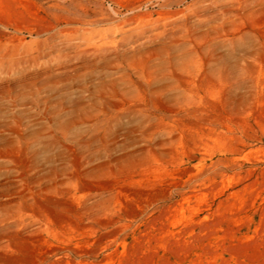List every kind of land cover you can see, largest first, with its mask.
<instances>
[{"label": "rangeland", "instance_id": "1", "mask_svg": "<svg viewBox=\"0 0 264 264\" xmlns=\"http://www.w3.org/2000/svg\"><path fill=\"white\" fill-rule=\"evenodd\" d=\"M0 264H264V0H0Z\"/></svg>", "mask_w": 264, "mask_h": 264}]
</instances>
